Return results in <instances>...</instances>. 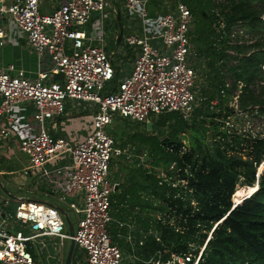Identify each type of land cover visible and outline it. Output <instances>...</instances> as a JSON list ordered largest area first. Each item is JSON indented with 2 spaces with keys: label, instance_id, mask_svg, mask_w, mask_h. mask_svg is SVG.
I'll list each match as a JSON object with an SVG mask.
<instances>
[{
  "label": "built area",
  "instance_id": "2783aa9c",
  "mask_svg": "<svg viewBox=\"0 0 264 264\" xmlns=\"http://www.w3.org/2000/svg\"><path fill=\"white\" fill-rule=\"evenodd\" d=\"M40 1L0 0V48L6 43L2 26L6 20L24 37L38 64L49 62L33 80L12 76V66L0 69V150L14 145L26 157L28 168L23 175L39 171L46 177L55 162L65 163L68 186L59 201L69 199L66 213L75 217L76 229L70 237L55 206L19 198L9 210L12 200L0 197V264H35L30 250L42 246V239L54 243V264H63V245L70 240L83 252L87 264H130L138 261L135 237H124L131 246V252L125 253L109 234L111 200L118 185L109 180V174L113 155L123 161L135 157L141 163L145 157L134 154L128 146L118 147L108 133L109 126L117 119L152 126L153 118L165 114H176L188 122L194 114L205 122L208 148L217 145L227 156L245 159L251 144L264 139V112L258 105L243 107L242 102L248 92L256 97L264 81L246 86L225 78L213 98L204 95L209 83L204 60L192 49L193 17L180 0H66L48 13L40 11ZM120 17L129 24L136 23L140 33L118 31ZM107 36L112 41L120 39L122 48L132 55L129 73L118 81ZM57 77L59 80L54 81ZM22 103L31 104L36 130L15 143L18 129L11 114ZM71 103L92 109V131L78 143L51 136L48 130V123L64 116ZM186 153L183 147L180 156ZM263 163L256 166L254 184L258 185ZM147 171L150 173L151 168ZM155 173L159 186L176 191L173 199L191 195L187 179H179L181 174L190 176L188 167L177 169L172 163L167 170L159 168ZM242 182L239 178L236 188L246 187ZM189 201L194 207V200ZM163 217L157 214L156 220ZM172 222L173 230L181 232ZM148 236L159 241L154 232H141L138 246ZM190 248L192 252V245ZM202 251L195 261L192 253H187L173 255L166 262L157 254L156 260L150 258L148 262L197 264Z\"/></svg>",
  "mask_w": 264,
  "mask_h": 264
},
{
  "label": "trees",
  "instance_id": "16d2710c",
  "mask_svg": "<svg viewBox=\"0 0 264 264\" xmlns=\"http://www.w3.org/2000/svg\"><path fill=\"white\" fill-rule=\"evenodd\" d=\"M180 1L194 19L195 37L190 42L204 60L209 81L204 95L213 98L225 78L242 81L246 86L264 81V36L260 35L264 26V0H223L218 4L212 0ZM237 24L255 32L256 40L250 43L231 40L232 28ZM238 41L242 43L239 45ZM247 105H258L264 112V86H259L256 97L248 92L242 102L243 107ZM199 121L204 128L194 125V136L187 146L179 142L177 135L189 126L176 114H165L157 121L160 128L171 124L167 140L153 136L130 138L141 151H146L151 163L150 173L142 166H135V173L124 176V192L113 194L121 196L119 205L111 200L110 212L115 215L111 216L109 225L111 241L130 253L131 246L124 237L128 234L135 237L138 261L130 264H154L148 261L156 260L158 255L161 262H166L173 255L187 253H192L195 261L200 248L203 251L197 264H264V163L257 191L232 208V198L241 192L240 188L236 189L239 178L246 187L254 185L256 166L264 160V139L251 144L245 159L227 156L217 145L208 148V130L205 122ZM238 144L235 141V146ZM183 147L187 153L180 156ZM172 163L177 169L188 167L190 176L179 177L187 179L188 189L192 190L191 195H182L186 199H173L175 190L158 185L155 170H167ZM191 199L194 207L189 204ZM157 214H164L162 221L156 220ZM171 221L182 231L173 230ZM130 224L132 230L127 228ZM148 231L154 232L159 241L148 236L138 246L140 233ZM80 252L74 248L72 264H77Z\"/></svg>",
  "mask_w": 264,
  "mask_h": 264
},
{
  "label": "crops",
  "instance_id": "0c3cea01",
  "mask_svg": "<svg viewBox=\"0 0 264 264\" xmlns=\"http://www.w3.org/2000/svg\"><path fill=\"white\" fill-rule=\"evenodd\" d=\"M43 1L44 0L40 1V11H42V13H48L50 10L54 9L66 0H48L45 3L46 5H43ZM2 23V26L6 30L7 38L4 47L0 48V69H6L9 66H12L14 68V71L10 73L12 76L27 80L35 79L37 72L40 69H44V67L47 68L49 66V62H46L43 66L38 64L37 59L27 45L24 37L16 31L14 25L6 20L2 21ZM116 28L120 29L118 31H121L122 33H140L139 26L136 23L129 24L121 17L120 19H117ZM119 34L120 33L117 32V35ZM106 42L112 63L117 68L115 79L118 81L129 73L131 68L130 59L132 58V55L128 52V50L126 51L122 48L120 39L112 41V39L108 37ZM193 50L197 53L195 49ZM34 66L36 67V72H32ZM58 80V77L54 78V81ZM91 112L92 109L90 106L82 104L79 105L76 103L68 104L64 116L48 123L50 135L68 138L76 143L81 142L92 131ZM32 114L33 108L30 103H22L14 107L11 116L14 120L15 127L18 129V131H15V136L18 139L15 140V143L31 137L35 133L36 125L32 121ZM124 122L129 123L127 121ZM108 133L112 137L111 130H109ZM123 144L116 143L118 147L127 146ZM9 150H13V152H10ZM19 153L20 152L14 145L11 148H5L4 151L0 150V181L3 179L6 182L7 185L4 186L10 189L12 195L18 199L35 200L55 207H61L67 212L70 204L69 199H66L64 202L59 201L62 196V192L66 190L68 186L69 170L65 167V163L60 160L55 162L50 169L51 173L46 177L41 176L39 171H29L27 175H23V170L28 168V163L26 157L25 159L19 157ZM10 163H12V165H10ZM14 165H16V167ZM124 179L125 178H122L120 181L123 190L126 186ZM115 180H113V182L117 183ZM120 183H117L116 192L118 194L123 192L119 189ZM19 192H22V195H19ZM34 192H39L42 197L39 195L36 196ZM11 200L15 203L13 199ZM63 205L67 207V210L63 207ZM41 242H43L42 246L37 244L39 246L37 247L39 256L38 259L40 262L51 260L55 252L52 248L54 245L53 241L42 239ZM68 244L65 245L64 243L63 245V262L65 258L64 249L68 248ZM121 249L125 252L123 248ZM53 260L55 259L53 258Z\"/></svg>",
  "mask_w": 264,
  "mask_h": 264
},
{
  "label": "rangeland",
  "instance_id": "374dc122",
  "mask_svg": "<svg viewBox=\"0 0 264 264\" xmlns=\"http://www.w3.org/2000/svg\"><path fill=\"white\" fill-rule=\"evenodd\" d=\"M47 1L48 0H44L43 1V5H46L45 3ZM121 1L122 0H118V3H121ZM193 21H194V19H193ZM262 21H264V16L262 17ZM194 30H195L194 27H192V29H191V34L192 35L190 34L191 35L190 36V40L194 39V37H195ZM261 30H262V32L260 33V35L264 36V26H261ZM192 31H193V33H192ZM231 34L233 35L232 40L237 39V40L247 41V42L253 41L254 38L256 40V33L255 32H251L250 30H248V28L246 26H243V25H240V24H237V25L233 26ZM190 43L192 44V42H190ZM192 47H193V44H192ZM193 49H195V48L193 47ZM232 64H233V62H232ZM32 72H36V67L35 66H34V69L32 70ZM159 118L160 117L152 119V121H151V123H152L151 125L152 126H150V130L149 131H147L146 127H144L143 124L141 125V124H138V123H125L123 120L121 121L120 119H117V121H115L111 126H109L108 132H109V130H111L112 137L114 138V141L116 143H122V144L124 143L123 145L129 146V149L133 150L134 154H140L141 153L143 155H140V156H144L145 157L144 161L141 163L135 157L132 158L129 161H123L120 158L115 157L113 155L112 160H111V169H110L111 171H110V174H109V180H111L113 182V180L116 179L115 181L117 183H120V181L122 180L123 176H128L131 173H135L136 172L135 171L136 170L135 166H142V169L146 170V171L151 168V163H149L150 159L147 156L146 151H144V152L141 151V148H140L139 145L136 144V141L134 139L131 140L130 138H132L133 136L134 137H138V136H153V137H156V138H158L160 140L161 139L162 140H167L166 137L171 132V129H170V125L171 124H167V126L163 127V128L157 127L156 125H157V121L159 120ZM199 122L200 121L197 118H194V114H193L191 119L187 122L189 128L185 129V131L183 133H179L177 135V138H178L179 142H181L182 144H184L186 146L189 145L190 137L194 136V125H196V127L197 126H199V127L201 126V124H199ZM201 127L204 128V125H202ZM16 139H17V137H16ZM9 151L13 152V150H9ZM19 154H20L19 157H21L22 159H25V156L23 154H21V153H19ZM10 165H12V163H10ZM14 166L16 167V165H14ZM260 169H262V168H260ZM1 183L3 185H7L6 182L3 179H1ZM238 186H240V184H238ZM24 188H25V185H24ZM237 188H239V187H237ZM119 189H120V191L124 192L121 183H120ZM34 194L36 196L39 195L40 197H42V195H40L39 192H34ZM19 195H22V192H19ZM0 197H6V194H4L1 191V189H0ZM234 197L232 198V201L234 200ZM120 198H121V196L116 194V195L113 196L112 199L114 201H116L117 204L119 205V203H120L119 199ZM14 205H15V203L12 202L11 206L9 207V210H12L14 208ZM118 205H117V207H118ZM63 207L67 210V207L65 205H63ZM110 215H111V212H110ZM113 216H115V215H113ZM68 220L74 226V229H76L75 217L72 214H70V213H68ZM126 220L127 219H124V221H126ZM131 227H132V224H130V226L128 225V227H127L128 230L129 229L132 230L133 228H131ZM137 228H138V226H137ZM24 230H25V228H24ZM68 243L69 242L66 241L65 245L68 244ZM36 248L35 249L32 248L30 250V252L32 253V257H33V260H34L35 264H53L52 260H46V261H41L40 262V260L38 259V257H39L38 256V252H37L38 248L37 249ZM192 248L194 250V244L192 245ZM201 249L202 248H200L198 252H200ZM125 253H127L126 250H125ZM65 254H66V249H64V256H65ZM199 254L200 253H198V255ZM76 262H77V264H85V256H84V254L82 252H80L79 258L78 257L76 258Z\"/></svg>",
  "mask_w": 264,
  "mask_h": 264
},
{
  "label": "water",
  "instance_id": "95a60500",
  "mask_svg": "<svg viewBox=\"0 0 264 264\" xmlns=\"http://www.w3.org/2000/svg\"><path fill=\"white\" fill-rule=\"evenodd\" d=\"M147 131L150 130V126L147 125L146 126ZM0 189L1 191L6 194V197L13 199V200H18L17 197H15L14 195H12L11 190L6 188L0 181ZM56 209L59 211V213L63 216L65 224H66V228H67V232L69 234L70 237L73 236L74 233V226L71 224V222L68 220V216L66 211L61 208V207H56ZM74 242L72 240H70L68 248H67V252L64 258V262L63 264H72V258H73V253H74Z\"/></svg>",
  "mask_w": 264,
  "mask_h": 264
},
{
  "label": "bare ground",
  "instance_id": "6f19581e",
  "mask_svg": "<svg viewBox=\"0 0 264 264\" xmlns=\"http://www.w3.org/2000/svg\"><path fill=\"white\" fill-rule=\"evenodd\" d=\"M261 170V169H260ZM259 170V171H260ZM241 192L240 194H238L237 196L234 197V204L236 206H238L239 203H241L243 200H245L246 198H248L250 195H252L254 192L257 191L258 189V185L254 184L251 187H239ZM238 189V188H237Z\"/></svg>",
  "mask_w": 264,
  "mask_h": 264
}]
</instances>
